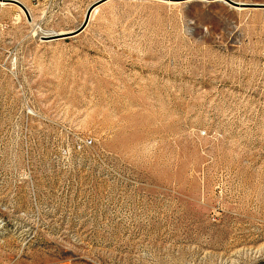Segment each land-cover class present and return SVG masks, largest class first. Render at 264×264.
Here are the masks:
<instances>
[{"label": "rangeland", "instance_id": "374dc122", "mask_svg": "<svg viewBox=\"0 0 264 264\" xmlns=\"http://www.w3.org/2000/svg\"><path fill=\"white\" fill-rule=\"evenodd\" d=\"M96 1L0 4V264H264V8Z\"/></svg>", "mask_w": 264, "mask_h": 264}, {"label": "water", "instance_id": "95a60500", "mask_svg": "<svg viewBox=\"0 0 264 264\" xmlns=\"http://www.w3.org/2000/svg\"><path fill=\"white\" fill-rule=\"evenodd\" d=\"M108 0H97L96 2H94L87 10L86 12V16L85 19L83 21V23L75 30L70 31L69 33H65L63 35H58V36H52V37H45L47 39H57V38H67V37H71V36H75L78 33L82 32L89 24L90 21V15L92 10L98 6L101 5L102 3L106 2ZM173 2H184V1H192V0H170ZM211 1H221V2H225L229 5H231L234 8H264V4L263 3H247V2H239V1H235V0H211ZM17 3V2H16ZM24 10L26 13L27 9L24 7V5H22L21 3H18Z\"/></svg>", "mask_w": 264, "mask_h": 264}, {"label": "bare ground", "instance_id": "6f19581e", "mask_svg": "<svg viewBox=\"0 0 264 264\" xmlns=\"http://www.w3.org/2000/svg\"><path fill=\"white\" fill-rule=\"evenodd\" d=\"M163 1H166V2H168V3H175V2H173V1H170V0H163ZM239 2H242V1H239ZM0 4L1 5H5V4H14L13 2H6L5 0H0ZM14 5H16L17 7H19V9H20V11H23L22 9H21V7L18 5V4H14ZM29 10H30V15H32L31 14V8L29 7ZM99 10V6H97V7H95L93 10H92V12H91V15H90V18L92 19L93 18V16L96 14V12ZM24 12V11H23ZM33 16V15H32ZM31 19L33 20L34 19V17H31ZM70 31H68V32H66V31H57V32H51V33H49L48 34V36H46V37H52V36H58V35H63V34H65V33H69Z\"/></svg>", "mask_w": 264, "mask_h": 264}, {"label": "built area", "instance_id": "2783aa9c", "mask_svg": "<svg viewBox=\"0 0 264 264\" xmlns=\"http://www.w3.org/2000/svg\"><path fill=\"white\" fill-rule=\"evenodd\" d=\"M5 1H11L15 4L21 3L22 5H24V7L27 9L28 14L30 15V10H29V6L28 4H38V3H48L51 2L53 0H5ZM17 2V3H16ZM19 5V4H18ZM20 6V5H19ZM21 7V6H20ZM21 9L25 12V10L21 7ZM26 13V12H25ZM93 140L92 139H87L85 141L86 145L92 144Z\"/></svg>", "mask_w": 264, "mask_h": 264}, {"label": "crops", "instance_id": "0c3cea01", "mask_svg": "<svg viewBox=\"0 0 264 264\" xmlns=\"http://www.w3.org/2000/svg\"><path fill=\"white\" fill-rule=\"evenodd\" d=\"M109 1V0H108ZM45 3V2H44Z\"/></svg>", "mask_w": 264, "mask_h": 264}]
</instances>
